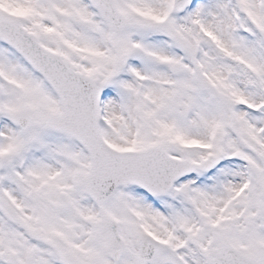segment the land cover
<instances>
[{
  "label": "snow or ice",
  "instance_id": "obj_1",
  "mask_svg": "<svg viewBox=\"0 0 264 264\" xmlns=\"http://www.w3.org/2000/svg\"><path fill=\"white\" fill-rule=\"evenodd\" d=\"M0 264H264V0H0Z\"/></svg>",
  "mask_w": 264,
  "mask_h": 264
}]
</instances>
